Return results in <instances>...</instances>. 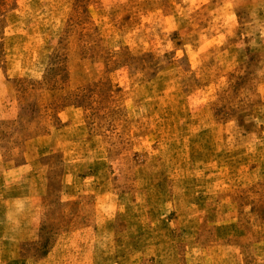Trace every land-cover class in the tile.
I'll return each instance as SVG.
<instances>
[{
    "label": "rangeland",
    "instance_id": "1",
    "mask_svg": "<svg viewBox=\"0 0 264 264\" xmlns=\"http://www.w3.org/2000/svg\"><path fill=\"white\" fill-rule=\"evenodd\" d=\"M0 264H264V0H0Z\"/></svg>",
    "mask_w": 264,
    "mask_h": 264
}]
</instances>
